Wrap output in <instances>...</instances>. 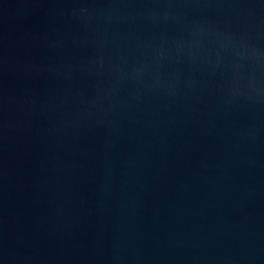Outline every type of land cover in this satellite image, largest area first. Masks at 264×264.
<instances>
[{"label": "water", "instance_id": "obj_1", "mask_svg": "<svg viewBox=\"0 0 264 264\" xmlns=\"http://www.w3.org/2000/svg\"><path fill=\"white\" fill-rule=\"evenodd\" d=\"M0 264H264V0H0Z\"/></svg>", "mask_w": 264, "mask_h": 264}]
</instances>
